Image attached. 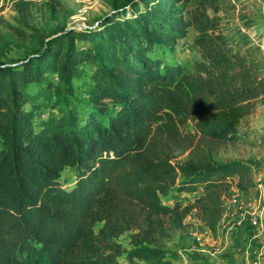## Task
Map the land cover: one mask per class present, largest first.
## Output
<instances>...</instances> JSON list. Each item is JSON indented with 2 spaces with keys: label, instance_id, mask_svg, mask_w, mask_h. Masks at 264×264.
Here are the masks:
<instances>
[{
  "label": "trees",
  "instance_id": "16d2710c",
  "mask_svg": "<svg viewBox=\"0 0 264 264\" xmlns=\"http://www.w3.org/2000/svg\"><path fill=\"white\" fill-rule=\"evenodd\" d=\"M111 7L97 25L33 35L23 59L0 63V264H172L179 254L157 244L187 216L215 236L230 188L246 196L261 184L252 170L264 158L172 163L150 144L156 130L175 139L188 127L234 143L264 113L263 44L248 23L221 28L231 0ZM191 31L195 60L162 55ZM9 48L0 42V60ZM126 233L130 249L118 242Z\"/></svg>",
  "mask_w": 264,
  "mask_h": 264
},
{
  "label": "rangeland",
  "instance_id": "374dc122",
  "mask_svg": "<svg viewBox=\"0 0 264 264\" xmlns=\"http://www.w3.org/2000/svg\"><path fill=\"white\" fill-rule=\"evenodd\" d=\"M20 2L24 6L23 8L20 6L21 11H18ZM111 2L112 0H0V42L8 41L10 46L0 63L23 59L37 44L34 36L38 39L68 28L77 29L92 23L97 25L98 20L112 15ZM231 4L234 5L233 9H226L220 14L221 28L226 31L250 24L246 33L252 43L263 44L264 52L262 5L258 0H231ZM193 37L194 32L191 31L186 38L176 41L173 51L162 52V55L166 53L165 56L171 60L181 59L187 62L195 60L198 55L193 46ZM83 81L74 82L75 97L79 105L83 99ZM263 125L264 113L258 106L255 113L240 124L239 131L242 137H245L234 143L213 142L202 138L188 127V130H180L175 139H170L165 131L156 130L150 137V144L155 155L168 158L172 163H184L192 154L202 153H209L217 162L263 159L264 141L261 138ZM252 172L253 181H260L261 184L246 196L234 187L230 188L223 198L224 215L217 226L215 236L197 221L192 212L184 220L183 230L157 244L163 250L176 251L179 254L178 259L172 264H264V204H262L264 168ZM66 175H69V172L66 171L64 176ZM234 199L236 203H233ZM247 204L251 215L261 220V233L251 242L246 233L247 228L245 229L248 225L247 217L241 220V214ZM234 211L237 216L232 215ZM228 222L231 224L228 225ZM129 236L130 233H126L118 239V242L127 249L131 248ZM260 252L263 253L262 260L257 258ZM120 262L126 264L123 260Z\"/></svg>",
  "mask_w": 264,
  "mask_h": 264
},
{
  "label": "built area",
  "instance_id": "2783aa9c",
  "mask_svg": "<svg viewBox=\"0 0 264 264\" xmlns=\"http://www.w3.org/2000/svg\"><path fill=\"white\" fill-rule=\"evenodd\" d=\"M235 200L236 199L233 200V203L237 202ZM258 200H260V199H258ZM261 203H262V201H261ZM249 204H247L246 208L243 209V213L241 214V220H243L245 217H247L248 226L252 229L258 230L260 228V225H261V220L259 218H257L256 216L251 215V213L249 212ZM262 204H264V203H262ZM233 213H232V215H235V211ZM235 216H237V215H235ZM241 220L239 217L238 221L240 222ZM230 224H231V222H228V225H230Z\"/></svg>",
  "mask_w": 264,
  "mask_h": 264
},
{
  "label": "crops",
  "instance_id": "0c3cea01",
  "mask_svg": "<svg viewBox=\"0 0 264 264\" xmlns=\"http://www.w3.org/2000/svg\"><path fill=\"white\" fill-rule=\"evenodd\" d=\"M246 228H247L246 233L249 236V242H251V241H253L259 237V235L261 233V228H259L258 230H252L248 225H246L245 229ZM261 255H263L262 252L257 254V258H259L260 260H262Z\"/></svg>",
  "mask_w": 264,
  "mask_h": 264
},
{
  "label": "water",
  "instance_id": "95a60500",
  "mask_svg": "<svg viewBox=\"0 0 264 264\" xmlns=\"http://www.w3.org/2000/svg\"><path fill=\"white\" fill-rule=\"evenodd\" d=\"M259 3L262 5V8H263V14H264V0H258Z\"/></svg>",
  "mask_w": 264,
  "mask_h": 264
}]
</instances>
